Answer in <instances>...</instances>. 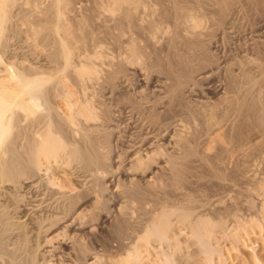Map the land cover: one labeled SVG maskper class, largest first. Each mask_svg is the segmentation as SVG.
<instances>
[{"label": "bare ground", "instance_id": "bare-ground-1", "mask_svg": "<svg viewBox=\"0 0 264 264\" xmlns=\"http://www.w3.org/2000/svg\"><path fill=\"white\" fill-rule=\"evenodd\" d=\"M4 1L5 3H7V5L9 4V6H7L8 8L6 7V5H4ZM6 1L7 0H0V264H50V261H53L51 264H144L142 260L148 262L150 261L151 264H177L176 260L178 259V255H180V252L182 251L181 243L180 241H177L178 243L174 244V247H172L173 244L171 245V241L169 240V232H171V229H173L171 226H173L174 224L168 221L172 218L169 219L170 216L167 217L166 215L167 212L170 211V209L171 211L174 209L182 210L184 208L183 204L186 200L184 201L183 197L180 198V200L183 198L180 201V203H183L182 207H174L175 204L174 206L171 204L172 202L174 203V200L170 199L171 197L173 198V196H170V198H168V195H172L174 193L168 194V192L170 193V185L173 184V182L171 184L169 182L170 185L167 184L165 180V184L162 182L164 178L162 176L161 179V173L163 174L164 170L162 171V169H159L160 162L158 163L159 170H155L153 167V164L155 162H152V160L157 158L160 154V157L163 159V165L161 164L160 166H162L163 169L166 168L170 171L168 174L169 176L165 178L166 181L169 179L181 181V179H184L185 177L191 180L195 178L196 175H202L201 172L198 173L195 170L193 171V169L195 168L194 166H200L203 164L206 159L205 155L199 150L196 151L198 147H196V150H194V148L190 146V143H194L203 135L208 134L210 128L218 125L220 121L223 120L224 117H226L227 109H225L226 112L225 110H223L225 104L224 100H222L225 99L223 98L225 96H221L228 93V91H233V89L235 88V79L232 76L231 72L223 71V67L219 63H217L216 59L211 58V56H208V53H205V51L207 50L203 48V44L202 41H200L199 34L186 36V33L184 35L181 33V31H179L180 29L178 28V21H180L179 16L181 17V14L176 17L178 13L176 15L174 14L175 16L174 18H172V20L170 19V15L173 16V14L171 13H169L170 15L165 14V16L161 17L159 16L160 13L156 15L161 19H166V23H168V20L170 19L171 21L169 23L171 25L170 27L172 28V30L169 31V33L172 31L170 36H167L168 39L165 46L160 50L150 48L148 42L149 40L145 38L143 40L145 44H142L144 46H142L141 48L139 47L140 45H136V41H133L134 43L132 46L135 45L136 47H129L132 55L130 56V54L128 53L127 55H129L130 59L126 60L125 58H128V56L124 58V56L119 55L120 53L118 52V55L114 56L112 60H109V53L107 52L108 57L105 58H108V62H106L103 58L104 61L103 59L102 61L106 63L101 62L102 64L99 65L97 62H92V56H97L96 59H98V56L101 55V52H98V55L94 54V52L93 54L91 53V55L89 52H87L88 55L83 53V55L77 54L78 58L74 59L72 58L76 56L73 55L74 52H70L71 48L69 51L66 43L59 38L58 40L60 41L62 49L65 51L64 53H62V56L59 57V55H49L50 60L45 64L36 62V57L35 59H31V57H27V54V56H20V54L18 53L20 52L19 50L22 49L21 51L24 52L25 50L21 45L20 46L22 48H20V46L17 47L16 43L14 44L13 42H11V39L15 38H13L12 35H14L13 31L16 29L12 28V26L14 27L15 25H17V20L15 19L16 15L13 16V14V19H15L16 21H11L10 15V18L9 16L7 17V15L9 14H7V9L8 12L10 11V9L12 10L13 8H10V6L14 7L13 2L16 3V1ZM9 1H11L13 5H10L11 2ZM58 1L60 4L62 0H57L56 3H58ZM50 2L53 5L55 1L52 2L50 0ZM62 2L65 3V0ZM130 5L128 6V8L132 7ZM136 7L137 6H135L132 10H136ZM104 10L106 11V9ZM39 11L42 12L41 9ZM59 12L57 13H59L58 15L61 16L62 11L60 10ZM106 12L108 13V11ZM41 14L42 13H40V15ZM127 14L129 15L130 12ZM128 18L129 16L127 17V19ZM175 18H177L178 21H176ZM136 21H138V19ZM13 22L16 23L14 24ZM117 22L119 26L121 25V30V27L123 26L122 24L125 21L119 19V21ZM55 25L56 24H54V26ZM132 27L135 31H137L136 33L139 34V30L141 27L139 28L136 23H132ZM52 29L54 30V27H52ZM109 29L111 28L109 27ZM129 30L131 29L129 28ZM55 31L56 29L54 30V32ZM105 33H107V31H105ZM16 35L17 33H15V36ZM45 39L46 37L44 38V40ZM58 40L55 41L54 38L55 42L53 43H59ZM94 43L97 44V42ZM67 44L70 45L69 42ZM101 44L102 42H100V45ZM117 45L119 46L121 44L118 43ZM84 46L87 47L86 45ZM118 46L116 49H119L121 47ZM102 47L103 46H101V49H103ZM114 47L112 46L113 49ZM125 47H127V45ZM90 49L88 50L92 51ZM85 50L88 51L86 48H84V53H86ZM27 51L29 50H26V52ZM118 51H120V49ZM130 51L128 52L130 53ZM89 55L92 58H90ZM37 58H39V56H37ZM123 58L126 61L131 62V64L133 63L134 66H131L130 63V65L128 66V63H125ZM213 59L215 61H213ZM135 62L137 66L136 64H134ZM58 68L62 69L61 71L64 73L65 71L67 72L65 73L67 77L65 76V74L63 75L65 76V78H67H64L65 82L66 80H68L67 82L71 83V89H73V86L78 88L79 99H77L79 102L76 99L77 102L75 101V103L73 102L74 104H71L70 98L73 97V91L71 92L66 88L67 82L63 83L62 81H59V77L56 78L53 76L56 75L55 71H60ZM135 68H137V70ZM52 71L55 74H53ZM132 72H137L140 77L135 73L134 76H138V80L140 81L143 80L146 75H150L149 77H151L153 80V85L151 88H149L150 96H143L142 94L139 95L140 90H135V88L131 91V94H128V92L126 91V93L123 92L125 89L127 90V88L129 90L132 86L131 85L130 87H127L129 86V82H132L129 81L130 78H128ZM57 79L59 80L56 81ZM146 80L149 81V78ZM199 81L206 82H202L203 84H200ZM201 85H203V87L208 90L206 93L200 92L201 89L199 90V86L201 87ZM61 87L63 88L62 90ZM215 87H220L225 92L221 90L222 95L216 96L217 98L214 99L212 103L208 95L213 94L212 89ZM61 91L64 92L62 93ZM54 92L57 93L54 95L56 99L55 97L51 98ZM144 93L146 92L144 91ZM237 94L238 93L236 92V96ZM77 95L76 97H78ZM97 95H99L101 99L103 98V101L98 99ZM124 96L125 98H127L126 102H123L122 98ZM51 99L55 101L53 102ZM59 99L60 101L64 102L67 107L69 106V110L71 112H69L70 116L67 115L68 117H63V115H59ZM113 99H117V102L118 100L122 99V103L120 104L121 101H119L118 104H112L111 106H108V101H113ZM227 99L228 97H226L225 100ZM228 101H226V103H229ZM111 103L112 102H110V104ZM222 104L224 105L222 106ZM222 110L225 113H221ZM222 114H224V117ZM186 117H190V119L194 118L197 124L200 125V127L192 129L184 127L186 131H184L185 129L181 131V133H184L181 134L184 137L177 136L178 139H175V141L172 139L173 141L167 143V148L164 146V143H162V145L157 143L159 141H157V137L160 135L161 131H172V134H175L176 130L178 129L175 127H179V124L181 125L180 122H183ZM136 120H140L141 122L143 120L146 121V123L137 125ZM125 122L130 123V127L126 130H123L125 133L123 136H120L118 134V129L121 124L123 125V123L128 126V123L126 124ZM222 122L225 121L223 120ZM134 125L139 126L143 132L139 133L138 135V133L134 130ZM187 129L190 130L188 131ZM156 133H159V135L157 134V136ZM176 133H179V131ZM163 134L167 135V133ZM120 157L121 160L119 161L118 158ZM215 158L217 159V156ZM113 162L117 163L113 164ZM206 163L208 164L209 162ZM206 163L204 164L206 165ZM212 166H214L213 163ZM53 168H59V170L61 171L65 170L67 171V173L69 172L73 176V178L70 176L71 179H66L64 177V179H59L58 177L54 176L55 174L50 172V170ZM198 168L196 167L195 169L200 170ZM116 170H119L118 172H116L118 174L119 172H122L121 174L123 175L125 174L126 177L121 180L127 181L124 183H127V185H129L123 187V190L126 187V191L124 190L125 192L123 194L121 193V191L119 195L116 194L111 197V192L116 191L117 184L122 183H118V181L115 182V179L112 178V175ZM156 171H162L161 173L157 172L160 173L159 177V174L157 175ZM190 171H192V173L196 172V174L194 175L193 173L192 176H190ZM135 174H139L140 177H136ZM155 174L157 176H155ZM157 177L158 179H156ZM102 178H106V180L102 181ZM155 180L156 182L157 180H160V182H162L163 184L160 183V185H157L155 184ZM187 181L188 179L185 181L186 183L183 182V184L185 183L186 185L184 186L182 184V187H184V189H182L183 191L185 190L187 194H189V192L191 193V191H187L189 189L188 184H191L195 181L193 185L195 187V183L197 181L196 179H193L191 182L188 181V183ZM153 182L155 188L151 186ZM177 184L179 188V182H177ZM162 185L164 186V188L162 187ZM187 185L188 189L186 190ZM198 185L199 184L197 182V187H200ZM157 186L161 187L158 188ZM166 186H169L170 188H166ZM173 186L170 190H173V188H175V185ZM160 188H162V190L166 188L164 190V193L166 190L168 191H166V194H168L167 197L164 196L165 198H168V200L170 199V201H165V203L168 205V209H166L168 211L165 210V207L167 205L163 203L165 200L163 195L165 194L162 193L163 191ZM176 190L177 187L175 188V192H177ZM179 190L181 189L179 188ZM158 192H161V195L163 194L162 197L159 195L158 198V194H160ZM154 194H157V197ZM146 195L148 196L146 197L147 199L151 195H154L153 198L156 197V199H153L154 203L152 202L150 197V201L152 202H149L150 205L159 204L161 201H163L162 203L164 205H161V207L159 208L161 218H157L159 217V214H156V217L152 215L154 217L152 218L150 213L151 211H148L150 214H147L146 210L145 213L141 212L145 209V206L144 209H141L143 208V204L142 206L140 204L144 200H147L145 198ZM189 196L191 197L192 195L189 194L188 197ZM184 197L186 199V196ZM158 199L160 200V202H158ZM108 200L110 201L108 202ZM192 200L193 199L190 200L191 205H193L194 203L197 204L195 202L197 199L193 201V204ZM129 202L135 203V206L137 205L136 203H138V206H140L141 208L137 210H139L141 213H144V215H150L148 216V218L151 217V220H154L156 218L155 221L158 222L156 223L152 220L151 223L150 220L146 219L142 214V219H139L141 220V222L139 220L134 221V219L131 221L130 217L132 212L128 213L126 211L128 213L127 214L126 212H124V208H122L125 203L127 204ZM177 202L178 201L176 200L175 203L177 204ZM107 203H111L113 207L111 204V206H109ZM185 203L187 204V202ZM169 204L171 205L169 206ZM186 204L185 207L187 206ZM171 206L174 207V209ZM198 206L199 205H196L195 207L197 208ZM136 207L133 208L136 209ZM155 207L158 209L157 205H155ZM162 207H164L163 209L166 212H164L163 209V212L161 211ZM112 208L115 213L114 215L112 214V216H109L112 217V220L108 222L109 224H107L106 226H99L101 223L98 224L99 222H97L96 219H105V217L107 218L105 212L112 210ZM147 208L149 209V207ZM196 208L195 210L193 209L195 213L197 212ZM157 209H153L154 213H157ZM186 210L188 209H184L185 212ZM171 211L169 212L170 215H175L173 214L174 211ZM179 212L181 211H176L175 217L178 216ZM183 212L182 214L184 217L181 213L180 216L185 218V212ZM192 212H189V214ZM136 213H138V215H136L137 217H139L140 213L137 211ZM192 214L194 215V213ZM164 215L168 220L163 218ZM198 215L199 217L201 216L199 213ZM260 217L262 219V225L264 223V215ZM142 220L147 221L145 223ZM148 220L150 223L148 222ZM208 220L210 219L208 218ZM203 221L204 220H202L201 222H196L195 226L193 225L192 227L188 225V228L191 230V237L189 236L190 239H192L193 237V239L198 240L196 245L198 247V252L201 255V259L203 260V262L199 264H215L213 259V254L215 255V253L220 254L219 256L220 258L222 257V262L224 264H234V254H232V251L237 250L235 246H228L221 249L213 248V246L211 247V223H208L210 225L208 229L207 222H212V220H205L206 222ZM256 223L254 225H257ZM262 226H260L261 228L258 226L259 229L262 230ZM255 227L256 226H253L252 228ZM252 230L254 231L255 229ZM244 233L245 235H247L248 240H251L252 237L249 236L251 231H249L248 229H244ZM180 235L181 233L177 235V237H179ZM232 236H235V234H232ZM156 241L158 243H164L168 246L166 248L165 246L159 248L157 247V249L155 247L152 248V243ZM139 242H142V244H139ZM244 242H246L245 239ZM65 243H67V247H62V244ZM234 243L235 242L233 241V245ZM43 245H46V247L44 248ZM148 245H151L152 247L150 248ZM57 247L60 250V253H53L52 255V251H55ZM150 249H153L152 251H154V255L156 256L155 259H153L154 256H152V259H149V255L151 254ZM254 249L255 248H252L253 254L249 258H243V264H264L254 253ZM56 252L59 251L56 250ZM144 253L147 254L145 257H143ZM48 254L52 255V257L49 255V258L51 257V259L53 258V260L47 259Z\"/></svg>", "mask_w": 264, "mask_h": 264}, {"label": "rangeland", "instance_id": "rangeland-1", "mask_svg": "<svg viewBox=\"0 0 264 264\" xmlns=\"http://www.w3.org/2000/svg\"><path fill=\"white\" fill-rule=\"evenodd\" d=\"M14 1H16V3H14L12 0L14 7L10 6V8H13L15 10L10 9V11L8 12V9H7V14L9 13L7 15V17L10 15L11 21L16 19L17 23L16 22H13V23L14 24L16 23L18 25V26L15 25L14 27L12 26V28H14V29L16 28V29L15 30L12 29V30H14L13 31L14 35H12V34L11 35L13 36V38L14 37L15 38L11 39V42H13L14 44L16 43L17 47H19L21 45L23 47V49L25 50V52H26V50H29L26 53L24 51H21L22 49L19 50L21 52V53L18 52L20 54V56L21 55L22 56L28 55L27 57L28 58L31 57V59L32 58L35 59V57H36V59H35L36 62H41L44 64L46 62H49L50 56L59 55V57H60V56H62V53L65 52L62 49L60 41L58 40L59 38L62 39L66 43L69 51L71 48L70 52H72V53L74 52L73 55H76V56L72 57L74 59L78 58L77 54L83 55V54H87V52H89L91 55V53L93 54V52H94V54L98 55V52H101V55H100L101 59H100V56H98L99 57L98 59H96L97 56L96 57L94 55L92 56L93 57L92 62L93 63L97 62L99 65H101L102 63L108 62L107 61L108 58H105V57L109 56V60L110 59L112 60V58L114 56L118 55L117 54L118 52L120 53L119 55L124 56V58L128 56V58H125L126 60L130 59V57H129V55H127V53L130 54V56H131L132 53H131L129 47H136L135 45L132 46L134 43L133 41H136L137 42L136 45L137 46L140 45L139 47L141 48L142 46H144L142 44H145L143 41L145 38L147 40H149L148 42H149L150 48L160 50L165 46L167 39L172 32L171 31L169 33V31L172 30L169 22L172 20V18H174V16L177 13L178 14L176 17H178L181 14V17L179 16L180 21H178L177 18H175V20L179 22L178 28L180 30L179 29L178 30L181 31V33L184 35L186 33V36H189V35L193 36L194 34H199V38H200V41H202L203 48L205 50H207V51L204 50L205 53L206 54L208 53V56H211V58L216 59L217 63H219L223 67V69H222L223 71L231 72L232 76L235 79V81H234L235 82V85H234L235 88L233 89V91L234 90L235 91L234 92L228 91V93H226V94L224 93L225 95H222L221 90L223 92H225V91L223 89H221L220 87H218V88L215 87L213 89L211 88L213 91V94L208 95L210 97L211 102L214 99H216L217 98L216 96H218V95H222L221 97L225 96V97H223L225 99H226V97H228L227 100L222 99V100H224V104H225V105L222 104V106L224 105L223 110L227 109V112L225 110L226 117H224V114H222L224 117L223 120L225 122H222L223 120H221L218 125H215L214 127L210 128L208 134L203 135L200 138L201 140L199 139V140L195 141L194 143H190V146L192 148H194V150H196V147H198L196 151L199 150L200 152H202L206 158L202 165H200V166L198 165L199 168L197 165L194 166L195 168L197 167L200 170H196L195 168L193 169V171L195 170L198 173L199 172L202 173V175L201 174H199L200 176L198 175L199 177L196 175L197 177L195 176V178H193L194 175L196 174V172H193L194 175L192 177L194 180L196 179V181L199 184L198 186H200V187H197V182L195 183L196 186L195 187L193 186L195 181L191 184H188L189 189H188V185L186 186V190L188 189L187 190L188 192H189V190L191 191V193L189 192V194L192 195L191 197L190 196L188 197L189 194H187V192H185V190L183 191L184 187H182L183 185L184 186L186 185L185 181L187 179H188V181L190 180L189 178H186V177H185L186 179L182 178L181 181H178V180L176 181L173 179H169L166 181L165 178H167L169 176L168 174L170 171L167 170L166 168L163 169V167L160 166L163 163L162 162L163 159L160 157V154L157 158L152 160V162H155L153 164V167L155 170H159V169H162V171L164 170L163 174L161 173L162 171H156V173L157 172L161 173V179L163 176L164 179L162 180V182L164 184H165V182H167V184H169V182H170V184L173 182V184H171V185L169 184L171 188L169 186L168 187L166 186V188L172 189L173 185H175V188L177 187V190H176L177 192H175V188H173V190L169 189L170 193L166 190L168 192V194L174 193L177 197L174 194H172V195L166 194V191L164 193V190L166 188L164 190H162V188H160L163 191L162 193L165 194V195L162 194L163 197L164 196L167 197V195H168V198H170V196H173L174 199L172 197L170 199L174 200V203L173 202L172 203L169 202V203H171L173 206L175 204L174 207H176V206L182 207L184 205V208L182 210L179 209L181 212H179V214L177 216L178 218L175 217V215H176V211L178 212L179 210H175L174 207H172V206L171 207L175 210V211L172 210V211H174L173 214H175V215H173V216L170 215L169 212L171 211V209L169 212H167V215L165 214L167 217L170 216L169 219L170 218H172V219L168 220L165 215H164L165 217L163 216V218L170 221V223L174 224L173 226H171L173 229L170 228L171 232H169L170 233L169 234V236H170L169 240L171 241V245L173 244L172 247H174V244L178 243L177 241H180V243H181V250L182 251L180 250L181 252H180V255H178L179 257L176 260V263L177 264H199V263L203 262V260L201 259V255L198 252V247L196 245L198 240L193 239V237H192V239H190L191 230L188 228L189 226H191V227L193 225L195 226L196 222H201L202 220H204L203 222H206L205 220H207V221L212 220V222H207V224L211 223V227L209 224L207 225L208 229L210 227V231L212 234V238L210 241L211 247L213 246V248H216V249L220 248L221 249V248H225L228 246L229 247L235 246V248L237 250L232 251V254H234L233 255L234 264H243L242 263L243 258L244 259L249 258L253 254L252 248H255L254 253L261 260V262L264 263V223L262 224L263 225L262 226L261 225L262 219L260 217V216L264 215V121H263L264 120V0H204V1L203 0H186V1L185 0H177V1L176 0H163V1L162 0H126L127 2L125 0H120V1L119 0H117V1L116 0H101V1L100 0H65V3L62 2V1H64V0H62L61 3H63V4L60 3L61 5L59 4V1H58V3H56L57 0H51L52 2L55 1L54 2L55 5L54 4L52 5L50 0H19V1L14 0ZM9 2H11V1H9ZM12 2L10 3V5H13ZM114 3L116 4V6ZM128 3H129V5L131 4L130 6H132V7L128 8V6H129ZM4 5H6V7L9 6V4L7 5V3H5V1H4ZM19 5H21L22 7ZM176 5H178V6H176ZM135 6H137L136 10L134 9V11H133L132 9ZM19 8H20V10H19ZM40 9L42 10V12L39 11ZM98 9L101 11H99ZM104 9H106V11H108V13ZM111 9H113V10H111ZM128 9H131V10H128ZM254 9H256V10H254ZM58 10L62 11L61 16L58 15L60 13ZM21 12H23V13H21ZM57 12H59V13H57ZM124 12L126 15L124 14ZM129 12H130V14L128 15L127 13H129ZM40 13H42V14L40 15ZM50 13H51V15H50ZM169 13L173 14V16H171ZM12 14H13V16L16 15L15 19H13L14 17L12 16ZM157 14H159L160 17L165 16V14L170 15L171 20L170 19L168 20L169 24L165 22L166 19H161L159 16H156ZM182 14L184 17L182 16ZM130 15L132 16L133 19L131 18ZM10 16H9V18H10ZM128 16H129V18L127 19ZM149 16H150V18H149ZM119 19H122L123 21L126 22V23L124 22L122 24L123 25L122 27H124V28L121 27V30H120L121 25L119 26V24L117 22V21H119ZM137 19H138V21H136ZM47 20H48L49 24L47 23ZM128 20L131 23V25L128 22ZM131 20H133V21H131ZM161 20H163V21H161ZM192 20H194V21H192ZM44 22H45V24H44ZM127 22L129 23V25ZM137 22H139L141 24H139ZM132 23L133 24L136 23L139 26V28L141 27L139 30V34H137L136 33L137 31H135L133 29ZM34 24H36V25H34ZM54 24H56V25L54 26ZM46 25H48V26H46ZM167 26H168V29H167ZM52 27H54V30L56 29L55 32L52 29ZM109 27L111 29H109ZM129 28L131 30H129ZM65 29H67V30H65ZM15 31H17V32H15ZM105 31H107V33H105ZM127 31H129L130 33ZM203 32H204V35H203ZM15 33H17L16 36H15ZM31 34H33V35H31ZM43 34H44V36H43ZM53 34H54V36H53ZM56 35H58V36H56ZM123 36H125V37H123ZM202 36H204V37H202ZM207 36H208V38H207ZM45 37H46V39H45L46 42L44 40ZM73 37H75V38H73ZM112 37H113V39H112ZM54 38H55V41L58 40L59 43H53V42H55ZM63 38H65V39H63ZM114 39H116V40H114ZM139 40L142 42H140ZM120 41H121V43H120ZM68 42L70 45L67 44ZM94 42H97V44ZM100 42H102L103 45L102 44L100 45ZM116 42H118L121 45L118 46L117 45L118 43H116ZM13 43H11V44H13ZM24 43H26V44H24ZM27 45H28V47H27ZM81 45H83V46H81ZM84 45H86L87 47H85ZM114 45H115V47H114ZM126 45H127V47H125ZM204 45H206V46H204ZM21 46H20V48H22ZM101 46H103L102 47L103 49H101ZM112 46L114 47V49H116L117 46L118 47L121 46L119 48L120 51H118L119 49H116L117 51L114 50L112 48ZM84 48H86L87 50L92 48V49H90L92 51H89V50L86 51L85 50L86 53H84V51H83ZM80 50H82L83 52ZM113 50H114V52H113ZM79 51H80V53H79ZM128 51H130V53ZM28 52H32V53H28ZM37 52H38V54H37ZM105 53H106V56H105ZM209 53H210V55H209ZM107 54H108V56H107ZM111 54H114V55H111ZM36 55L39 56V58H37ZM214 56H217V57H214ZM92 57L90 56V58H92ZM103 58L105 59L106 62H103L104 61ZM102 59H103V61H102ZM125 59H124L125 63H128V66H129L131 64V62H128ZM214 59H213V61H215ZM141 60H142V58H141ZM226 61H227V63H226ZM134 64H136V62ZM132 65H133V63L131 64V66ZM136 66H137V64H136ZM135 69L137 70V68H135ZM59 70L61 71L62 69H59ZM60 71L59 72L55 71L56 75H53V76L56 78L59 77L60 80L57 79L56 81L59 80V81H62L63 83H66L68 80H66V82H65V79H67V78H65V76L67 77V75L65 73H67V72L65 70H63V71H65V73L62 71L60 72ZM131 71H134V70H131ZM52 73L55 74L53 71H52ZM132 73L128 77V78H130L129 81H132V82H129V86H127V87H130L132 85L131 86L132 88L130 87V89H129L130 92H129L128 88H127V90L125 89L123 92L126 91V92H128V94H131V91L134 90V88H135V90H140L139 95L142 94L143 96H150V92H149L150 89L149 88H151L153 85V83H152L153 80L151 77H149L150 75L149 76L146 75L144 78L145 80L143 79L140 81V80H138V78L140 76L137 74V72H134V73L136 75H138L139 77L136 75L134 76V73L133 74ZM143 73H145V72H143ZM63 74H65V76ZM131 75H132V77H131ZM147 77L149 78V81L146 80V79H148ZM56 78H54V79H56ZM135 80H137V81H135ZM199 82L201 84L202 82L205 83L206 81L205 82L199 81ZM133 83H134V85H133ZM66 85H67L66 88L69 89V91H71V92L73 91V94L72 93L71 94L73 95L74 98L73 97H72L73 99L70 98V100L72 101V102L70 101V103L74 104L76 99L77 98L79 99L78 88L73 86V89H71L72 86H71V83H69V82H67ZM64 86H65V84H64ZM69 86H70V88H69ZM136 86H138V87H136ZM75 88H76V90H75ZM202 88H204L203 85H201V87L199 86V90L201 89L200 92L206 93L208 91L207 89H205V88L202 89ZM62 89L63 88L61 87V90ZM216 90H218V91H216ZM144 91L146 93H144ZM214 92H216V93H214ZM229 92H232V93H229ZM236 92L238 93L237 96H236ZM55 94H57V93L54 92L53 96L51 98H54ZM76 95L78 97H76ZM97 97H98V99L103 101V98L101 99V97H99V95H97ZM229 98H231V99H229ZM55 99H56V97H55ZM78 99H77V101H78ZM122 99H123V102H126V100H127V98H125V96ZM122 99L118 100V102L121 101L120 104L122 103ZM51 100L53 102L55 101L53 99H51ZM113 101L117 102V99H113ZM113 101L112 100L108 101L109 102L108 106H111L112 104L113 105L118 104V102L115 103ZM226 101H228L229 103H226ZM110 102H112V103L110 104ZM227 105L229 106V109H228ZM59 109H60L59 115H61V116L63 115V117L70 116L69 114L71 112L69 110V106L67 107V105L64 102L60 101V99H59ZM223 110L221 113H225V112H223ZM256 113H257V115H256ZM238 117H240V118H238ZM187 118L188 117H186L183 122H180L181 125L179 124V127H175V128H178L176 130V132L179 131V133H180L179 134V133L175 132L176 136H175V134H172V131H170V132L169 131L168 132L161 131L160 135H159V133H156V135L157 134L159 135V136L157 135L158 136L157 141L159 140L157 143L160 145H162V143H164V146L167 148L168 147L167 143L170 141H173V140L175 141V139H178L177 136H179V137L182 136L181 134H184V133H181V131H183L185 128H191L192 129V128H196V127L199 128L200 127V125L197 124V122L195 121L194 118H191V119H190V117L188 119ZM232 119H233V121H232ZM136 121L135 122L137 125L138 124L140 125L142 123H146V121H143V120H142V122L140 120H136ZM138 122H140V123H138ZM125 123L127 124L128 122H125ZM129 124L130 123L127 124L128 126H126L124 123H123V125L121 124L122 126L120 125V127L118 129L119 130L118 134L120 136L124 135L125 132L123 130L128 129L130 127ZM137 125L136 126L134 125V127H135L134 130L139 135V133H141L143 131ZM144 125H146V124H144ZM186 126H189V127H186ZM123 128H125V129H123ZM207 128H206V130H207ZM187 130L189 131L190 129H187ZM184 131H186V129ZM163 133H165V134L167 133V135H164ZM172 136H174V137H172ZM170 137H172V138H170ZM182 137H184V136H182ZM112 151H113V149H112ZM216 156H217V159L215 158ZM118 160L120 161L121 157L118 158ZM119 161H117V162H119ZM117 162H113V164L114 163L116 164ZM206 162H209V163L207 164ZM204 163H206V165ZM212 163L214 166H212ZM158 165L160 168L158 167ZM210 165L212 166V168ZM56 169L53 168L50 170L51 173L55 174L54 175L55 177H58L59 179H64V178H66V179L70 178L71 179V177L73 178V176L69 172L67 173V171H65V170L61 171V170H59V168H56ZM201 169L203 170V172ZM212 169H214V170H212ZM118 171L119 170L114 171L112 178L115 179V182L118 181V183L119 182L120 183L122 182V183L117 184V188L115 191L116 193L112 191L111 197L116 195V194L119 195L121 191H122L121 193L123 194L126 191V189H125L126 187L124 188L125 191L123 190V187L129 185V184L127 185V183H124L127 181H125V180L122 181L123 178L126 177L125 174L124 175L121 174L122 172L121 173L119 172V174L116 173ZM190 172H191L190 176H192L193 173H192V171H190ZM160 173H157V175L159 174L158 177L160 176ZM215 174H217V175H215ZM157 175L155 174V176H157ZM135 176L140 177L139 174H137V175L135 174ZM213 176H214V179H213ZM158 177L156 179H158ZM198 178H199V180H198ZM193 179H191L189 182H191ZM103 180H106V178L105 179L102 178V181ZM160 180H157V182L155 180V184H157V185L158 184L160 185V183L163 184L162 182H160ZM164 180H165V182H164ZM188 181H187V183H188ZM177 182H179V188L181 190H179ZM183 182H185V183L183 184ZM191 185H192V187H191ZM151 186L153 188H155L154 182L152 183ZM214 186H215V188H214ZM157 187L159 188L161 186H157ZM157 187H156V189H157ZM162 187L164 188L163 185H162ZM196 188H198V189H196ZM212 190H213V192H212ZM158 193H160V194H158V198H159V195L162 197L161 192H158ZM185 193H186V195H185ZM221 193H223V194H221ZM108 194H109V192H108ZM229 194H231V195H229ZM154 195L157 197V194H154ZM154 195L149 196L148 199L146 198L148 196L147 195L145 196V198L147 200H144L140 204L141 206L143 204V206H142L143 208L138 206V203H136L137 204L136 206L138 207L137 208L134 205L135 203H133V202H129L127 204L125 203L124 205H126L127 207L124 205L122 206V208H124L123 209L124 212H126V211L128 213L132 212L131 217H130L131 221L133 219H134V221H138L139 219H142V217H143L142 215H144L145 210L147 211V214L151 213V216L152 215L155 216L156 214L157 215L159 214V217H157V218H161L160 213H159L160 212L159 208L161 207V205L166 204L165 203L166 200L170 201V199L168 200V198L164 197L165 198V200L163 199L164 202L163 201L160 202V200L158 199L159 200L158 202H160L159 203L160 205L159 204L150 205L149 204V202H151L150 197H151L152 202H153L154 198L156 199V197L153 198ZM184 196H186V199ZM181 197L184 198V199L182 198L184 201L186 200L185 202H187V204L184 201H183L184 204L182 202L180 203V201L182 200V199L180 200ZM175 198H177V199H175ZM190 198L193 199L192 204H193V201L197 199L195 201L197 204L194 203L193 205H191V201H190L191 199ZM110 200H108V202ZM176 200L178 201L177 204L175 203ZM224 200H226V201H224ZM107 204L109 206L112 205L111 203H110L111 205L109 203H107ZM171 204H169V206ZM185 204L187 205L186 207H185ZM128 205H129V207H128ZM155 205H157V207L159 205L158 209L155 207ZM194 205L195 206L199 205L201 207L198 206L199 208L197 207L198 208V210H197V208ZM130 206H132V207H130ZM144 206H145V209H144ZM153 206H154V208H153ZM193 206L196 208L197 212L199 211L198 213L201 215L200 217H199L197 212L195 213L193 211V209L195 210V208ZM112 207H113V205H112ZM133 207H136V209ZM147 207H149V209ZM167 207H168V205L165 207V210L168 209ZM140 208L144 209L141 211L144 213H141L139 210H137ZM163 208L164 207L161 208V211ZM132 209H135V210H132ZM153 209H157L158 210V211L156 210L157 213H154ZM184 209H188V210H186V212H185ZM191 209L193 212L191 211ZM130 210H132V211H130ZM254 210H257V211H254ZM134 211H135V214H134ZM136 211L140 213L139 217H137L138 213H136ZM148 211L149 212L151 211V212L149 213ZM152 211H153V213H152ZM163 211H164V209H163ZM166 211H168V210H166ZM166 211H164V212H166ZM183 211L185 212V214H184L185 218H183L184 217L182 214ZM189 212L194 213V215L192 213L189 214ZM180 213L182 214L183 217L180 216L181 215ZM112 214L113 215L115 214L113 211V208H112V210L105 212V215L109 219H107L105 216H103V217H105V219L104 218L103 219H99V218L96 219V221L99 222L98 224H100V223L102 224V225L100 224L99 226L103 227V226H106L107 224H109L108 222H110L112 220V217H109V216H112ZM146 215H144L145 218L149 219L151 222L153 219L151 220V217L148 218V216H150V215H147V216ZM153 216H152V218H154ZM196 216H197V219H196ZM134 217H136V218H134ZM181 217L183 218V220ZM187 217L188 218L191 217V218H189L190 220ZM207 217L210 220H208ZM155 219L153 221H155ZM98 220H100V221H98ZM102 220L105 222H103ZM149 220H148V222H149ZM139 221L141 222V220H139ZM142 221H144V220H142ZM146 221H144V222L146 223ZM213 221L215 222V224ZM155 222L157 223L158 221H155ZM190 223H191V225H190ZM255 223L257 225H254ZM153 224H154V222H153ZM253 226H256V227L252 228ZM258 226L259 227L262 226V230L259 229ZM102 227H100V228H102ZM244 229H248L249 231H251V233L249 235L250 237H252L251 240H248L247 235H245V233H244ZM252 229H255V230L253 231ZM259 230H260V232H259ZM182 232H183V234H182ZM180 233H181V235L179 237H177V235H179ZM232 234H235V236H232ZM176 239H178V240H176ZM244 239L246 240V242H244ZM170 241H169V245H170ZM233 241L235 242L234 245H233ZM254 241H255V243H254ZM156 242L152 243L153 245L151 244L153 247L151 245L150 246L148 245V246L150 248L155 247L156 249H157V247L159 248V247L165 246V248H166L168 246V245H165L164 243H163L164 244L163 245L162 243H158V242L156 243ZM139 244H142V242H139ZM161 244H162V246H161ZM190 244H193V245H190ZM45 247H46V245L44 246V248ZM62 247H67V243L62 244ZM249 247H250V249H249ZM47 249H49V248H47ZM52 250H54V249H52ZM56 250L59 252H56ZM152 250L150 251L151 254L149 255V259L150 258L152 259L153 258L152 256H154L153 259L156 258V256L154 255L155 253ZM164 250H166V249H164ZM53 253L54 254L60 253V250L58 249V247H57V249H55V251H52L51 254L53 255ZM217 254L218 253H215V255L213 254L214 263L215 264H218V263L224 264L222 262L223 261L222 257L220 258V256H219L220 254H218V255ZM49 255L50 254L47 255V259L53 260V258L51 259L52 255H50L51 256L50 258H49ZM146 255L147 254L144 253L143 257H145ZM194 256H195V258H194ZM52 262L53 261H50V264ZM142 262L144 264H151L150 261L148 262V261L142 260Z\"/></svg>", "mask_w": 264, "mask_h": 264}]
</instances>
